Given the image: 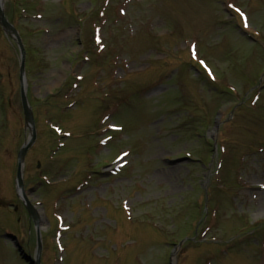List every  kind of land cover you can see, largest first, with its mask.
I'll use <instances>...</instances> for the list:
<instances>
[{"label": "rangeland", "instance_id": "1", "mask_svg": "<svg viewBox=\"0 0 264 264\" xmlns=\"http://www.w3.org/2000/svg\"><path fill=\"white\" fill-rule=\"evenodd\" d=\"M109 1L107 17L76 22ZM2 3L26 51L37 141L23 180L43 264H56L65 226L62 264H264V0ZM20 63L0 26V264H23L3 232L35 246L14 190L29 135Z\"/></svg>", "mask_w": 264, "mask_h": 264}, {"label": "water", "instance_id": "2", "mask_svg": "<svg viewBox=\"0 0 264 264\" xmlns=\"http://www.w3.org/2000/svg\"><path fill=\"white\" fill-rule=\"evenodd\" d=\"M0 22L1 25L3 27L4 32H7V34L11 35L14 37L15 41H17L18 43V47H19V51H21V65H20V91H21V100H22V108L24 110V115H25V120H26V125H30V130H31V137L29 139L28 142H26L22 147H21V151L18 154V160H19V166H18V176H17V180L19 183V186H22V180H21V166H22V158L24 156V154L27 152V149L29 147H31L32 143L35 141V130H34V123L32 120V111L30 110V107L28 105V101H26V81L24 79V55H25V51L23 49V44L22 41L20 40L17 31H15L13 29V27L11 26V24L9 22H7L4 18V14L1 11L0 8ZM38 264V263H37Z\"/></svg>", "mask_w": 264, "mask_h": 264}]
</instances>
